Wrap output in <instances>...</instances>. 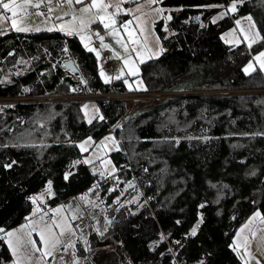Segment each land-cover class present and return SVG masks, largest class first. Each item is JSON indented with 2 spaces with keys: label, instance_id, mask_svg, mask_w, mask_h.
Returning <instances> with one entry per match:
<instances>
[{
  "label": "trees",
  "instance_id": "1",
  "mask_svg": "<svg viewBox=\"0 0 264 264\" xmlns=\"http://www.w3.org/2000/svg\"><path fill=\"white\" fill-rule=\"evenodd\" d=\"M228 1H160L173 9L168 31L161 21L155 24L161 53L139 65L144 90L264 86V71H242L250 57L244 45L219 38L242 15L251 16L264 37V0H243L213 23ZM68 57L77 74L62 67ZM122 81L102 82L94 56L74 38L56 32L0 35V96L127 90ZM131 101L95 102L99 117L91 123L79 101L0 104V228L26 220L32 195L51 181L41 206L88 192L105 208L108 223L90 234L89 245L108 246L93 249L118 243L130 264H175L179 256L186 264H242L232 247L234 232L252 211L264 215V94L136 100L138 112L126 111ZM108 128L119 138V149L110 154L119 182L88 190L99 173L81 161L76 142ZM144 171L148 186L142 184ZM132 173L142 195L154 194L147 203L141 194L132 199L138 195ZM2 233L5 264L11 255Z\"/></svg>",
  "mask_w": 264,
  "mask_h": 264
},
{
  "label": "crops",
  "instance_id": "2",
  "mask_svg": "<svg viewBox=\"0 0 264 264\" xmlns=\"http://www.w3.org/2000/svg\"><path fill=\"white\" fill-rule=\"evenodd\" d=\"M160 1L150 3V0H104L105 3L111 5L107 11L112 14V18L115 20L114 29L118 34L113 35V27H104L105 23H109V20L104 13H100L97 17L95 8L91 13H82L80 11L82 5L73 3V6L70 7L60 0H51L49 5L48 0H44L39 9L23 10L26 11L27 18L23 15L16 17L17 26L26 27L29 29L28 31L18 32L11 27L10 22H0V35L8 32L25 34L56 32L64 37L71 32V38L76 39L84 50L94 56L97 74L102 82L108 79L107 83H109L119 76L123 78L122 82L127 90H143L144 85L139 75V65L161 53L162 48L155 24L161 21V30L168 31L166 22L169 11L173 9L161 5ZM18 2L22 3L23 0H18ZM39 2L40 0H33V3ZM85 3H91V0H85ZM117 4H119V10L116 8ZM49 6L53 9L51 13L48 11ZM155 9H163V11L158 13ZM17 11L19 13L22 10L18 9ZM37 12H42L43 15H37ZM65 13L68 14L65 15ZM73 15L77 17L76 20L72 19ZM81 19L87 25L86 27H82ZM125 24L128 25L127 28L123 26ZM101 36L103 41L100 40ZM130 36L131 38H129ZM118 41L120 42L118 43ZM102 45H107V47ZM102 72L103 75H101ZM133 72L136 74L133 75ZM101 172L104 171L98 173ZM108 172L114 173V171ZM45 216H48L47 219L44 218ZM77 216L76 209L71 203H60L51 207H43L39 204V207L34 209V212L26 220L5 230V232H14L11 238L7 237L5 232L2 233L11 255L10 261L5 264H61L64 249L66 246H72L75 239L73 223ZM260 225L262 230L256 232ZM250 226L252 227L246 228L249 229L248 241L257 243L258 254L264 257V245L261 241L264 236V222L256 218ZM36 248H39L40 251H36ZM236 248L234 245L233 249L238 252L239 248ZM46 252H50L51 255H45Z\"/></svg>",
  "mask_w": 264,
  "mask_h": 264
},
{
  "label": "rangeland",
  "instance_id": "3",
  "mask_svg": "<svg viewBox=\"0 0 264 264\" xmlns=\"http://www.w3.org/2000/svg\"><path fill=\"white\" fill-rule=\"evenodd\" d=\"M231 3H232V0L226 2L224 4V9L216 13L215 15H213L211 19L216 20L218 18H221L222 13L228 10ZM239 4L240 3H237V6ZM228 13H232V12L227 11V14ZM246 17H249V15H242V16L236 17L233 20V25L227 30L223 31L219 35V38L225 44H230V45L243 44L244 45L243 51L248 53L250 56L249 60L242 66V71L244 73H245L244 69L249 65V63H252L255 68L261 71H264V69H261L259 67V62L256 60V57H258L261 52H264V37H262L261 34L259 33L260 39H257L255 43L251 42L250 38L254 37L255 33L258 32V30L253 20L251 19V21H249L248 19H246ZM237 21H239V24H237ZM246 36L249 37V39H245ZM64 56H66L65 53H64ZM24 89H28V87L25 86ZM187 89H191V88H187ZM131 102L132 103L126 102L125 107L128 108L126 111L132 112V108L136 109V111L134 112L141 111L136 105L138 104V101L133 100ZM1 105H10V104H1ZM148 106H150V103L147 104V107ZM80 109L86 121H90L94 117H99L98 107L95 102H83L82 105L80 106ZM85 141H88V143H84ZM118 141H119V138H116L113 134L112 129L108 128L101 136H98L95 138L86 137L76 142V146L79 152L81 153V161L87 164L88 168L91 171L93 172L114 171L115 172L116 170L114 168L110 154L119 149ZM81 145H83V148L85 150L81 149ZM85 161H88V162H85ZM116 178H117V182H119V179L117 176ZM129 180L132 183L131 185L133 184L135 185V183L133 182L134 179L130 178ZM134 188L137 191L136 186H134ZM87 193L88 192H82L81 194L76 195L75 197H72V199L69 200L67 203H71L76 209V213L78 215L76 220H78L84 213L90 214L92 217V226H93L92 233L99 234L105 229L108 223V219L104 215L105 208L103 207V205H101L100 201L96 199V197L89 196ZM50 194H51V190L47 186L46 188L32 195L34 209L39 207V201L44 199L46 195H50ZM138 196H139V192H138V195L135 193L132 199L133 198L138 199ZM33 198H35V200H33ZM34 209L32 212H34ZM255 212H257V210L252 211L247 216L245 221L236 228V231L232 238V246L234 247L235 245L237 248H239L238 257L241 258V261L243 264H264V257L258 254L259 250L258 248H256L257 243L255 244L253 243V241H248L249 229L245 228L244 231L242 232L240 231L241 228L249 221V218L253 217V214ZM73 226H74V223H73ZM248 227H252V226H250L249 224ZM261 230H262V226L260 225V227H258L256 232L261 231ZM263 237L261 238V241H262V244L264 245ZM252 238H253V235H252ZM115 244L118 247H111L108 249L96 250L93 248H102L108 245L92 247L88 244V246L85 247L84 246L85 244H82L78 240L75 234V239L73 241L72 246L66 247L64 249L61 264H97L96 259L102 258L103 256L107 254H110L114 258H118L120 255L123 254L124 258L122 260V263L130 264L127 258L125 257L119 244L114 243L113 245Z\"/></svg>",
  "mask_w": 264,
  "mask_h": 264
},
{
  "label": "built area",
  "instance_id": "4",
  "mask_svg": "<svg viewBox=\"0 0 264 264\" xmlns=\"http://www.w3.org/2000/svg\"><path fill=\"white\" fill-rule=\"evenodd\" d=\"M71 38L70 34L64 36L65 39ZM66 53V49L64 51ZM264 94V86L261 87H228V88H191V89H174V90H124V91H87V92H69V93H45L39 95H17V96H0V104H14V103H27V102H67V101H79V102H105L111 100H162L174 97H209V96H229V95H255ZM126 170H130L129 167H125ZM117 174V171H115ZM115 172H103L97 174L92 182V185L88 188L91 190L93 185L102 183L104 181H110L113 186L117 184V178ZM143 178L142 184L148 186L150 180L147 177V172L144 171L140 174ZM134 179L137 191L141 194L144 202L153 197L154 194L142 195L141 189L137 183V179L134 173L130 176ZM76 195H73L75 197ZM48 216L44 218L47 219ZM75 234L78 240L85 244L87 247L89 244V236L93 231L92 217L88 213H84L78 220L74 222ZM175 264H186L185 259L182 256L175 258Z\"/></svg>",
  "mask_w": 264,
  "mask_h": 264
},
{
  "label": "snow or ice",
  "instance_id": "5",
  "mask_svg": "<svg viewBox=\"0 0 264 264\" xmlns=\"http://www.w3.org/2000/svg\"><path fill=\"white\" fill-rule=\"evenodd\" d=\"M44 0H40L39 3H33V0H23L22 3L18 2V0H0V22H10L11 27H13L16 31H28L29 29L26 27H20L17 26V19L16 17L18 15H23L25 18H27V13L26 10L28 8H35V9H39L41 7V3H43ZM60 2L63 3H67L70 7L73 6V3L75 4H79L82 5V7L80 8V11L82 13H91L92 10L95 8L96 11V16L99 17L100 13H104L106 18L109 20V23H105L104 27L105 28H109V27H113L114 29V25H115V20L112 18V14L108 13V8L111 7V5L107 4L104 2V0H91V3H85V0H60ZM158 0H150V3H157ZM49 5L51 4V0H48ZM237 3H243V0H232V3L230 4L229 8L227 11H231V12H235L237 10ZM117 10H119V4L116 5ZM22 10L21 12L18 13L17 10ZM139 10V9H137ZM48 11L49 13H51L53 11L52 7H48ZM155 11H157L158 13L162 12L163 9H155ZM227 11L222 13L223 15L227 14ZM37 15H43L42 12H37ZM68 13H65V15H67ZM59 19V17H58ZM73 20H76L77 17L75 15L72 16ZM168 19H171V16L168 17ZM197 19H199V17H197ZM246 19H248L249 21H251V16L246 17ZM215 22V20L213 21V23ZM21 23H23V20H21ZM82 27H86L87 25L85 24V22L83 21V19H81L80 21ZM237 24H239V21H237ZM125 28L128 27L127 24L123 25ZM254 26V25H253ZM39 30V29H37ZM69 34L71 35V32H69ZM113 35H117V31L114 29L112 32ZM97 35H99L97 33ZM83 38V37H82ZM131 38V36L129 37ZM245 39H249V37H245ZM252 43H255L257 39H260V34L259 32H256L254 37L250 38ZM100 40L103 41V37H100ZM120 41H118L119 43ZM135 43V41H134ZM104 47H107V45H102ZM90 50H94V49H90ZM97 55H99V53H97ZM256 60L259 62V67L261 69H264V52H261L260 55L258 57H256ZM255 67L252 63H249V65L244 69L245 73H249L251 71H254ZM133 75H135L136 73L133 72ZM101 75H103V72L101 73ZM120 77L117 76L116 79H119ZM110 79V78H109ZM105 82H108V79L105 80ZM25 91H28V89H25ZM73 91H75V89H73ZM11 106V105H9ZM101 119H103V117H101ZM89 123H91V121H89ZM90 139V138H89ZM84 143H88V141H85ZM81 149L85 150L83 148V145H81ZM88 162V161H85ZM15 163V162H13ZM5 167H12V164H7L5 165ZM67 178V177H66ZM51 188V181H49V189ZM33 200H35V198H33ZM201 207H203V205H201ZM256 218H259L262 222H264V216H261V213L259 211L255 212L253 214V217L249 218V221L241 228V232L244 231L245 228L248 227L249 224L252 223V221ZM198 227V225H197ZM0 232H5V230L3 228H0ZM196 234V228L194 227L191 231V235H195ZM5 235L9 238H11L14 235L13 231H7L5 232ZM43 239V237H41ZM33 244L35 243L34 241L32 242ZM179 243V242H177ZM45 244H47V242H45ZM53 247H55V244H53ZM67 247V246H66ZM36 251H40L39 248L35 249ZM45 255H51L50 252H46Z\"/></svg>",
  "mask_w": 264,
  "mask_h": 264
},
{
  "label": "bare ground",
  "instance_id": "6",
  "mask_svg": "<svg viewBox=\"0 0 264 264\" xmlns=\"http://www.w3.org/2000/svg\"><path fill=\"white\" fill-rule=\"evenodd\" d=\"M123 258H124L123 254L120 255L118 258H114L110 254H107L102 258H97L96 261L97 264H123L122 263Z\"/></svg>",
  "mask_w": 264,
  "mask_h": 264
},
{
  "label": "water",
  "instance_id": "7",
  "mask_svg": "<svg viewBox=\"0 0 264 264\" xmlns=\"http://www.w3.org/2000/svg\"><path fill=\"white\" fill-rule=\"evenodd\" d=\"M62 67L69 71L70 73H73V74H77L78 73V69L77 67L75 66L73 60L68 57V58H65L62 63H61Z\"/></svg>",
  "mask_w": 264,
  "mask_h": 264
}]
</instances>
